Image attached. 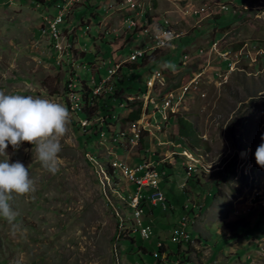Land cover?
<instances>
[{
    "label": "rangeland",
    "instance_id": "obj_1",
    "mask_svg": "<svg viewBox=\"0 0 264 264\" xmlns=\"http://www.w3.org/2000/svg\"><path fill=\"white\" fill-rule=\"evenodd\" d=\"M114 1L73 4L61 25L74 29L64 32L73 46L71 61L59 65L48 34L41 33L44 18L57 13V0H0V91L59 102L71 114L66 134L58 138L62 150L55 174L38 161L35 145L25 141L6 149L9 162L24 164L33 184L10 201L19 213L17 227L0 217V264H157L158 242L169 257L188 246L183 260L191 264H264V168L254 158L264 133V0H157L151 11L145 2L144 15L168 18L173 33L142 64V58L123 62L94 94L113 58L122 61L147 47L146 38L123 23L125 8H111ZM225 50L228 55L220 56ZM154 71L165 80L155 83L153 103L182 89L173 113L192 122L193 148L188 140H177L170 107H162L166 119L151 103L146 110L142 93ZM69 79L73 98L82 97L74 111L67 102ZM111 88L120 101L112 99L114 117L107 123L95 114ZM138 106L139 122L124 121ZM83 120L89 124L83 126ZM108 124L117 134L126 130L125 138L114 141L112 131H102ZM139 124L147 129L141 131L143 143L135 144L129 131ZM94 132V140L86 142L85 134ZM121 160L131 168L146 162L160 174L158 190L169 208L148 203L141 216L152 230L147 239L135 230V211L127 203L134 185L120 171ZM192 201L195 213L192 205L184 209ZM182 217L189 219L191 239L179 246L171 235ZM226 221L241 223L243 235L229 239L220 233Z\"/></svg>",
    "mask_w": 264,
    "mask_h": 264
},
{
    "label": "built area",
    "instance_id": "obj_2",
    "mask_svg": "<svg viewBox=\"0 0 264 264\" xmlns=\"http://www.w3.org/2000/svg\"><path fill=\"white\" fill-rule=\"evenodd\" d=\"M82 1L84 0H69V7H62V0H57L54 6V8L57 9V13L55 15H52L50 18L45 17L43 20L44 27L41 29V33L48 34L49 42L52 44L53 47V53L56 64L60 65L65 61L67 63L68 61L69 62L71 61V56L67 55V45H72V43L69 41V38L65 35L64 32L67 31L69 34H71L74 29L73 30H69L68 28L61 29V25L64 23L65 17L67 18L71 13V8L73 4L80 3ZM156 1L157 0H115L114 3H112L111 8H118V9L125 8V10L127 11V15L123 23L130 31L131 30L135 31L133 33L145 37L146 39L144 41V45H146L147 47L146 49L132 50L128 58L126 59L124 58V60L122 61H121L122 59L121 57L117 56L113 58L112 64H114V66L113 67L109 66L107 68L108 75L106 76V79L102 80L99 83L100 84L99 86L96 85V88L93 91H100L103 85L107 84V79H109V74H117V71H119L120 66L123 64V62L137 61L139 58L145 59L146 57L151 56L152 50H159V44H165V37L169 33H173L171 32V24L173 23L168 18L157 17L154 15L147 17L144 15V9H145L144 3L147 2V11H151V10H155V7H153V5L155 4ZM222 8H224V6ZM200 11H203V8L200 10L198 9L193 10V13H199ZM216 46H217V41L212 44L211 50L216 49ZM174 47L175 46H173L172 48ZM228 53H229L228 50L219 51V55L223 57L227 56ZM189 61H190V57L188 54L185 65H187ZM164 80H165L164 75H157L156 71L152 72L150 76L146 79L145 82L146 91L142 93V96L143 98L144 97L146 98L145 99L146 110L148 108V104L151 103L153 111L155 113L156 112L160 113L162 118L166 119L167 116L162 115V107H170V113L176 111V107L182 101L181 100L182 89L171 91V99H164L162 97L160 103H153L151 92L154 88V85L156 82H159V85H163ZM194 81L195 78L190 83ZM113 89L114 88H111V92L113 91ZM74 92L75 90H73V80L69 79L67 81L66 95H67L68 106L71 111H74L77 102V101H73ZM128 99H130V97H128ZM145 108L143 112H145ZM136 122L139 121L136 120ZM108 126H110V124L104 125L102 131H107V134H109V131H112L111 137L113 138L114 141H117L118 138L121 139L125 138V136L128 133L125 130V134H117L115 132V128L110 129L108 128ZM143 129H147L143 124H139V126L136 127L134 125V128L131 131H129L130 137L128 138V140L136 144L141 137V131ZM159 143L168 145L167 142L161 141ZM123 165L125 166L126 181L129 182V184L135 185V189L132 188L129 191L133 198L134 204H136L138 208V221L135 230L139 231V235L143 239H147L152 234V230L149 225L143 223L141 216L147 213L146 210L149 207L148 203L152 205H156L157 203H159L163 210H167L169 208L166 203V200L164 199L163 194L158 190L160 174L153 167L150 168V165L146 162H143V164L142 163L138 164L133 168L128 166L124 161H123ZM144 188L145 189L150 188L151 191L143 193L142 190ZM259 195H263V194H259ZM185 205H189V204H185ZM190 205H192V213H195L193 211V208L197 206V203L192 201ZM188 221L189 219L187 217H182L180 220V225L173 230V233L171 235V240L174 243L178 245H182L185 243V240L191 239V236L189 235L187 228ZM157 246L161 247L162 243L158 242ZM156 255L158 256L159 264H168V262H175V264H189V263H183V256H187L184 251H182L181 253L178 252L177 255H175L172 258L169 257L168 255L166 256V253L163 251L157 252Z\"/></svg>",
    "mask_w": 264,
    "mask_h": 264
},
{
    "label": "clouds",
    "instance_id": "obj_3",
    "mask_svg": "<svg viewBox=\"0 0 264 264\" xmlns=\"http://www.w3.org/2000/svg\"><path fill=\"white\" fill-rule=\"evenodd\" d=\"M70 115L59 102L0 91V156L5 157L0 160V217L5 218L13 228L17 227L14 221L19 213L13 210L10 201L13 194L28 193L33 181L24 164L9 162L6 149L9 145L14 150L18 149L25 141L35 145L38 161L55 174L58 171L56 158L62 150L58 138L66 134ZM260 139L254 158L256 164L264 168V133H261Z\"/></svg>",
    "mask_w": 264,
    "mask_h": 264
},
{
    "label": "trees",
    "instance_id": "obj_4",
    "mask_svg": "<svg viewBox=\"0 0 264 264\" xmlns=\"http://www.w3.org/2000/svg\"><path fill=\"white\" fill-rule=\"evenodd\" d=\"M146 61L145 59L142 58L141 60V64ZM148 63V62H147ZM129 89V87H128ZM117 90H113L111 93H107L106 98L103 100H101L98 104V108L96 111V116L100 117V116H104L107 119V123L108 121L112 120V118L114 117V112H115V107L114 104L117 101H120L119 98L115 97ZM115 98V99H114ZM115 100V102H113V100ZM130 104L134 105L135 102H129ZM84 114V113H83ZM85 115V114H84ZM141 115V106H138V108L131 110L128 115L126 116V118H123L124 121H136L140 118ZM175 117V121H176V125H177V129H178V141H182V140H188L190 142L189 148H193L195 145V141L197 140L196 138V134H195V130H194V126L192 124L191 121H189L188 119H186L185 117H183L182 115H177V113H170L169 117ZM178 116V117H177ZM86 117V115L84 116ZM92 128H97L98 127V123L97 122H92L91 124ZM91 128V129H92ZM99 131V130H98ZM97 131V133H98ZM96 134L94 133H89V134H85V141L86 142H91L92 140H94ZM82 137V136H81ZM84 137V136H83ZM143 137H140V139L138 140L139 142L143 143ZM227 163V162H226ZM192 178H188L186 181L189 182ZM133 188L135 189V185L133 186ZM147 191H151L150 188H144L142 190L143 193H146ZM191 205H187V207H190ZM184 208V206H183ZM186 209V208H184ZM188 209V208H187ZM189 222V221H188ZM240 228H244L243 225L241 223H237V221H233L231 222H226L225 224H223L220 228V233H222L224 236L227 235L226 233H228L229 239H233L236 238L239 235H243L238 233V229ZM230 229L232 230V234H230ZM188 245V243H187ZM164 246V245H163ZM163 246H158V252L162 251ZM180 246V245H179ZM188 247V246H187ZM187 258H186V260ZM157 264L158 261H157Z\"/></svg>",
    "mask_w": 264,
    "mask_h": 264
},
{
    "label": "bare ground",
    "instance_id": "obj_5",
    "mask_svg": "<svg viewBox=\"0 0 264 264\" xmlns=\"http://www.w3.org/2000/svg\"><path fill=\"white\" fill-rule=\"evenodd\" d=\"M62 7H69V1H68V3H66V5L65 6H62ZM166 42L167 41H165V44H166ZM165 44H159V48H161V47H163V46H165ZM156 51V50H155ZM161 74V73H160ZM110 86V85H109ZM73 87H75V84L73 83ZM99 92V91H98ZM97 91H94L93 93L95 94V93H98ZM73 101H77L76 103H80L81 101H82V97L81 96H77V97H74L73 98ZM79 106H80V104H77V108H79ZM164 113L165 112H163V115H164ZM87 117V116H86ZM86 117H84V118H86ZM82 125L83 126H87L89 123H88V121L87 120H83L82 122ZM120 134H125L123 131L120 133ZM244 155V154H243ZM116 166H119V165H116ZM125 167H123L122 169H120V171L125 175ZM157 170V169H156ZM112 172H113V170H112ZM192 172V166H190L189 165V168H188V173H191ZM126 176V175H125ZM127 203H128V205L135 211V213L133 214L134 215V218H135V220H136V223H137V221H138V208H137V206H136V204H134V201H133V198H132V196H131V194L128 196V201H127ZM185 208L187 209L188 207H187V205L185 206ZM192 208V207H191ZM134 226H135V223L133 224ZM187 241H190V239L189 240H185V242H187ZM183 263H189L190 264V261L189 262H187V261H185V260H183ZM172 264H175V262H173Z\"/></svg>",
    "mask_w": 264,
    "mask_h": 264
},
{
    "label": "crops",
    "instance_id": "obj_6",
    "mask_svg": "<svg viewBox=\"0 0 264 264\" xmlns=\"http://www.w3.org/2000/svg\"><path fill=\"white\" fill-rule=\"evenodd\" d=\"M155 9H157V7L155 8ZM72 45H67V54H69V52H70V50H71V52H72ZM69 50V51H68ZM155 50H152V52H154ZM71 52H70V54H71ZM157 71H159V70H157ZM156 74H159L160 75V73H156ZM113 74H111L110 76H109V78L112 76ZM108 80V79H107ZM86 118H88V117H86ZM122 162H123V160H121ZM187 179V178H186ZM186 182V181H185ZM184 182V183H185ZM214 199H216V198H214ZM227 222V221H226ZM164 245V244H163ZM164 247H166L165 245L163 246V248H162V250L164 249ZM187 249H188V247L186 248V249H183L182 247L181 248H179L178 249V251H184V252H186L187 251ZM169 252V251H168ZM166 254H168L167 252H165ZM172 257H174V256H172ZM171 257V258H172ZM185 260V259H184ZM191 264V263H190Z\"/></svg>",
    "mask_w": 264,
    "mask_h": 264
}]
</instances>
